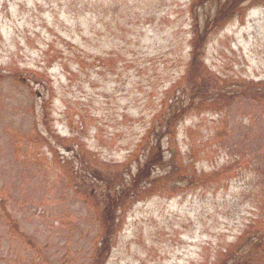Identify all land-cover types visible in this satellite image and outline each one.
Wrapping results in <instances>:
<instances>
[{
	"label": "rangeland",
	"instance_id": "1",
	"mask_svg": "<svg viewBox=\"0 0 264 264\" xmlns=\"http://www.w3.org/2000/svg\"><path fill=\"white\" fill-rule=\"evenodd\" d=\"M228 5L233 19L212 35L204 59L216 88L239 91L245 81L264 80V0ZM197 6L191 0H0V66L28 70L0 82V189L9 192L7 209L19 229L42 249L35 254L11 240L0 222V264H212L263 214L255 211L246 172L223 170L220 180L212 178L225 162L264 146V103L238 97L222 112L175 122V137L161 141L166 160L192 157L210 183L125 206L109 234L83 201L89 189L99 201L105 180L116 183L118 173L134 171L165 130L160 100L189 59L190 10ZM180 90L175 85L171 95ZM47 101L59 135L51 137L54 161L45 149L38 158L25 152L22 140L36 116L45 128ZM90 174L101 182H90ZM107 235L102 258L98 239Z\"/></svg>",
	"mask_w": 264,
	"mask_h": 264
},
{
	"label": "trees",
	"instance_id": "2",
	"mask_svg": "<svg viewBox=\"0 0 264 264\" xmlns=\"http://www.w3.org/2000/svg\"><path fill=\"white\" fill-rule=\"evenodd\" d=\"M214 2L218 3L214 9H205ZM191 4H198L199 8L198 11L190 10L192 21L188 40L189 59L184 65L182 64L177 78L166 88L160 100L161 113L159 115L163 120V125L160 127L165 126V130H158V134L152 138L150 149L144 156V160L141 162L138 159L134 171L127 170L121 175L118 173L114 176L116 183L109 182L113 181L110 177L105 180L107 182H103L102 189L99 190L102 193L98 198L99 201L93 197L91 191L94 190L92 189H89L90 191L88 190L89 192L83 198V201L92 207L98 227L106 234L114 232L115 226H118V213L133 202L145 200L154 195L169 197L178 192L182 193L184 190L194 189L196 186L203 187L206 182L210 183L207 178L197 174L194 161L191 162L192 157H190V161L186 157V161H182L184 155H180L182 154L180 153L178 160L180 162L178 164L170 163L169 160H166L167 155L159 149L164 136L175 137V122L206 111L222 112L225 102L234 97H238V100L249 98L250 101L264 103V80L245 81L239 91H231L224 87L216 88L207 74V65L204 59L205 48L212 35L233 19L234 10L229 7L228 0H191ZM67 48L69 52L79 56L74 49L75 44L71 41H67ZM6 68L8 67L6 66ZM6 68L0 66V82L15 73L21 76L22 73L28 72L25 69V71L17 69L9 73ZM175 85L181 87L180 93L176 94L175 92V95H171ZM33 114L36 116L35 112ZM41 114L45 128H43L42 122L39 123L36 120L38 117L36 116L30 130L31 134L29 132L22 135L23 144L26 146L25 152L38 158L41 151L45 149L50 153L51 161H54L57 157L51 145V137L59 138V135L48 121L51 117L48 101L42 105ZM80 148L84 149L85 147L80 145ZM254 153L249 154L248 158H245L244 154H239L230 162H225L216 176L212 177L215 182L221 179L218 176H225L221 173L223 170L228 176L246 172L249 175L250 196L256 202L255 211L259 213L258 210H263L261 216L244 226L240 236L224 252L219 253L217 261L212 264H264V146L257 148ZM61 163L66 168L67 165L64 162ZM79 171L81 170H77L73 175ZM87 174H89L88 171ZM89 176L90 182H101L99 176L91 174ZM119 179L122 184H119ZM8 193L4 188L0 189V222L5 226L11 240L31 247L37 254L42 249L39 248L32 236L19 229L16 219L7 209L10 205L7 199ZM257 201L263 205L261 208ZM98 240L100 243L97 245L96 255L103 258L109 251L110 239L107 235ZM42 264H45V260L42 261Z\"/></svg>",
	"mask_w": 264,
	"mask_h": 264
}]
</instances>
